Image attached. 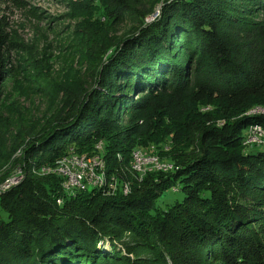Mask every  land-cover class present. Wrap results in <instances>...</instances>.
Masks as SVG:
<instances>
[{"label": "trees", "instance_id": "16d2710c", "mask_svg": "<svg viewBox=\"0 0 264 264\" xmlns=\"http://www.w3.org/2000/svg\"><path fill=\"white\" fill-rule=\"evenodd\" d=\"M76 1L130 30L101 40L92 86H62L41 120L0 89V187L25 177L0 193V264H264V144H246L264 131L249 114L264 107V0ZM7 28L0 18L2 82L22 48ZM18 83V99L32 96ZM158 137L174 167L141 178L133 153ZM72 153L102 157L131 192L69 197L42 170ZM176 189L183 199L161 209Z\"/></svg>", "mask_w": 264, "mask_h": 264}, {"label": "rangeland", "instance_id": "374dc122", "mask_svg": "<svg viewBox=\"0 0 264 264\" xmlns=\"http://www.w3.org/2000/svg\"><path fill=\"white\" fill-rule=\"evenodd\" d=\"M92 6L76 0H7L0 5V18L5 17L8 22L7 32L10 40L22 46L20 51L14 50L11 53L17 77L6 82L0 80V87L3 86L0 89L5 91L4 103L7 106L9 104L6 102H18L16 106L29 109L30 113L35 111L36 119L41 120L42 114L46 113L50 104L60 100L62 86H71L79 81L92 86L93 80L89 78L94 66L93 51L100 50L98 47L102 39L121 36L130 28L128 24L108 27L109 22L104 17H98L102 8ZM148 19H151V16ZM16 81L22 87L33 89L34 93L29 95L30 99H18V91L12 86ZM263 108L256 106L249 114L259 115ZM36 119L34 121H37ZM175 128H179L177 123ZM254 130L255 128L248 130V138L254 136ZM261 138L259 141L254 137L249 141V138L246 144L257 142V145H263L264 136ZM158 140L161 143L136 148L131 172L139 174L143 168V178L148 171L153 170L149 168L154 167L156 162L168 164L169 171L173 169V164L162 157L169 150L171 139L158 137ZM101 147V144L97 146L99 149ZM136 155L138 159L143 160H136ZM96 156L98 155L92 157ZM102 160L105 162L103 158ZM118 187L122 192L125 188L131 191L128 181L118 183ZM93 189L98 188L90 187L89 191ZM183 197V192L179 189L168 191L160 199L158 206L166 210ZM2 218L8 221L4 212ZM108 244L109 242L105 247L107 250Z\"/></svg>", "mask_w": 264, "mask_h": 264}, {"label": "built area", "instance_id": "2783aa9c", "mask_svg": "<svg viewBox=\"0 0 264 264\" xmlns=\"http://www.w3.org/2000/svg\"><path fill=\"white\" fill-rule=\"evenodd\" d=\"M261 110H263V112L259 114L264 115V108ZM253 128H255V134L252 137L256 138V140L258 141L261 140V137L264 136L263 129L259 126ZM252 137H249V141L252 140ZM255 144H257V142H255ZM135 158H137L136 160L139 161L143 160L138 159L137 155L135 156ZM134 167H136V165ZM169 168L170 166H168V164H158L156 162L154 167H151L149 169L168 171ZM142 169L141 171L143 172ZM42 172L43 174H56L58 176H62L64 178L62 186L65 193L69 197H75L78 192L89 190L90 187L104 189L107 190L109 193H114L118 189H120L118 187V180L115 177L109 178L106 170V164L99 156H79L77 154L72 153L61 159L54 168L43 169ZM142 172H140L141 178ZM18 173L19 174L17 176L11 178L2 187V190H7L10 187L22 182L23 175L21 174V171H19ZM123 192L127 195L131 191L130 189L125 188L123 189Z\"/></svg>", "mask_w": 264, "mask_h": 264}, {"label": "water", "instance_id": "95a60500", "mask_svg": "<svg viewBox=\"0 0 264 264\" xmlns=\"http://www.w3.org/2000/svg\"><path fill=\"white\" fill-rule=\"evenodd\" d=\"M159 15H160V10H157L155 14L151 15V19H148L149 17L147 18V19H148L147 22H152V21L156 20V18L159 17ZM18 154H20V153H18ZM18 172H19V171H18ZM21 174H22V173H21ZM17 175H18V173L16 174V176H17ZM22 175H23V174H22ZM14 177H15V176H14ZM12 178H13V177H12ZM24 178H25V177H24V175H23V179H24ZM10 179H11V178H10ZM10 179H9V180H10ZM23 179H22V182H23ZM9 180H7L4 184L1 185V187H0V193H1L2 191H4V190H2V187H3V186H4ZM20 183H21V182H20ZM20 183H19V184H20ZM19 184H17V185H19ZM17 185H14V186H17ZM62 202H63L62 199H59V200L57 201L58 205H61Z\"/></svg>", "mask_w": 264, "mask_h": 264}]
</instances>
